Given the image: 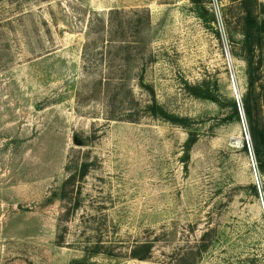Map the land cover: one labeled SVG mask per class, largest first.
<instances>
[{
  "label": "rangeland",
  "instance_id": "1",
  "mask_svg": "<svg viewBox=\"0 0 264 264\" xmlns=\"http://www.w3.org/2000/svg\"><path fill=\"white\" fill-rule=\"evenodd\" d=\"M241 1L0 0V264H264Z\"/></svg>",
  "mask_w": 264,
  "mask_h": 264
},
{
  "label": "trees",
  "instance_id": "2",
  "mask_svg": "<svg viewBox=\"0 0 264 264\" xmlns=\"http://www.w3.org/2000/svg\"><path fill=\"white\" fill-rule=\"evenodd\" d=\"M241 10L243 16L242 22V50L245 53L247 70V92L241 101V108L244 118L248 124L249 134L253 146V154L257 163L259 173L264 176V123L260 118V104L258 94L256 93V78L253 68V59L255 51L261 46V40L264 38V5L257 3L255 0H242ZM194 96L209 99L217 102L216 98L211 96L209 92H203L200 88H193ZM234 114H237V109L233 103ZM150 113L153 116H158L164 119H169L166 113L156 103L148 106ZM173 121V120H170ZM196 142V136L191 134L184 145L183 162L189 160V153ZM145 248L148 250V246ZM139 260H144L145 256H134Z\"/></svg>",
  "mask_w": 264,
  "mask_h": 264
},
{
  "label": "built area",
  "instance_id": "3",
  "mask_svg": "<svg viewBox=\"0 0 264 264\" xmlns=\"http://www.w3.org/2000/svg\"><path fill=\"white\" fill-rule=\"evenodd\" d=\"M245 141H246V143H247V145H248V140L245 139ZM248 152H249V155H250V159H251V161L253 162V158H252V155H251V150H250L249 147H248Z\"/></svg>",
  "mask_w": 264,
  "mask_h": 264
}]
</instances>
